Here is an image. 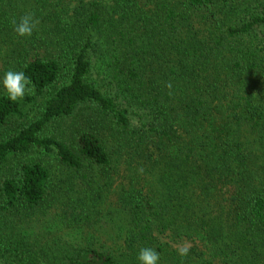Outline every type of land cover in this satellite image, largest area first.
<instances>
[{
    "label": "trees",
    "instance_id": "16d2710c",
    "mask_svg": "<svg viewBox=\"0 0 264 264\" xmlns=\"http://www.w3.org/2000/svg\"><path fill=\"white\" fill-rule=\"evenodd\" d=\"M9 69L0 264H264V0H0Z\"/></svg>",
    "mask_w": 264,
    "mask_h": 264
},
{
    "label": "clouds",
    "instance_id": "9594fccd",
    "mask_svg": "<svg viewBox=\"0 0 264 264\" xmlns=\"http://www.w3.org/2000/svg\"><path fill=\"white\" fill-rule=\"evenodd\" d=\"M12 25L19 36H31L36 27L31 13L20 17L19 21L13 20ZM0 87H2L10 101L16 102L23 100L25 94L31 90L32 81L30 77L25 75L24 71L9 69L0 78ZM176 251L179 256L185 257L189 254L190 245L179 247ZM137 260L139 264H159L160 253L151 247H144L139 250Z\"/></svg>",
    "mask_w": 264,
    "mask_h": 264
}]
</instances>
